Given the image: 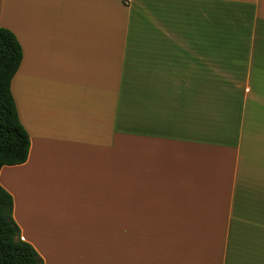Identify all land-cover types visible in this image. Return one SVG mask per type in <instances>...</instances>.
Here are the masks:
<instances>
[{"label": "crops", "instance_id": "obj_1", "mask_svg": "<svg viewBox=\"0 0 264 264\" xmlns=\"http://www.w3.org/2000/svg\"><path fill=\"white\" fill-rule=\"evenodd\" d=\"M0 26L30 139L0 185L44 264H264V0H0Z\"/></svg>", "mask_w": 264, "mask_h": 264}, {"label": "trees", "instance_id": "obj_2", "mask_svg": "<svg viewBox=\"0 0 264 264\" xmlns=\"http://www.w3.org/2000/svg\"><path fill=\"white\" fill-rule=\"evenodd\" d=\"M21 59L16 36L0 26V169L24 163L30 148L11 93V81ZM12 211V196L0 185V264H44L34 247L21 239Z\"/></svg>", "mask_w": 264, "mask_h": 264}, {"label": "rangeland", "instance_id": "obj_3", "mask_svg": "<svg viewBox=\"0 0 264 264\" xmlns=\"http://www.w3.org/2000/svg\"><path fill=\"white\" fill-rule=\"evenodd\" d=\"M11 25H13L14 27H15V25H16V22L15 21H11V22H9ZM44 263V262H43Z\"/></svg>", "mask_w": 264, "mask_h": 264}]
</instances>
